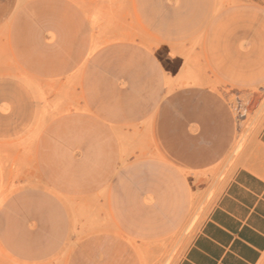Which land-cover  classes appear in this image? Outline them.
Here are the masks:
<instances>
[{
	"label": "rangeland",
	"instance_id": "374dc122",
	"mask_svg": "<svg viewBox=\"0 0 264 264\" xmlns=\"http://www.w3.org/2000/svg\"><path fill=\"white\" fill-rule=\"evenodd\" d=\"M263 129L264 0H0V264H178Z\"/></svg>",
	"mask_w": 264,
	"mask_h": 264
},
{
	"label": "crops",
	"instance_id": "0c3cea01",
	"mask_svg": "<svg viewBox=\"0 0 264 264\" xmlns=\"http://www.w3.org/2000/svg\"><path fill=\"white\" fill-rule=\"evenodd\" d=\"M205 117L208 115L204 116L197 104H191L187 112L189 121ZM169 128L167 125L168 131ZM215 129L216 126L207 124L203 134L209 135ZM259 142L264 148V129ZM80 251L72 264H120L107 248ZM263 256L264 176L242 169L235 174L178 264H260Z\"/></svg>",
	"mask_w": 264,
	"mask_h": 264
}]
</instances>
